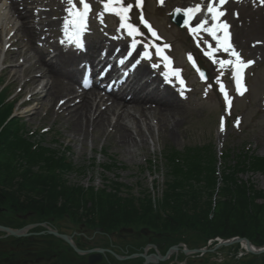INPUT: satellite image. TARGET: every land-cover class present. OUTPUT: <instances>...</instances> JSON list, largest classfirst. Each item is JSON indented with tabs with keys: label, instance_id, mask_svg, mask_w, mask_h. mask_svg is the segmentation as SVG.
<instances>
[{
	"label": "rangeland",
	"instance_id": "rangeland-1",
	"mask_svg": "<svg viewBox=\"0 0 264 264\" xmlns=\"http://www.w3.org/2000/svg\"><path fill=\"white\" fill-rule=\"evenodd\" d=\"M61 1H65L66 6H68L67 0L45 1L46 6H42V8L46 9V14H50L48 15L49 20H53L56 18L54 16L59 15L56 10L59 12L58 6H61ZM105 2L106 0H87V3L93 9L90 17L91 33L86 37L88 47L95 46V43L100 39L106 40L112 45L114 43L118 45L120 43L119 39H121L120 34H122L123 41L126 43L122 52L123 55L132 48V42L135 39V48L140 51V60L143 61V65H147L148 70L155 74H160L157 67H153L154 64H151L148 58L145 61L142 60V56L146 50H150L155 55L154 49L162 48L164 54L171 61L172 70H180L179 79L175 77L173 81L178 89V96L183 102L181 106L182 114L176 117L180 126L177 132L171 135L159 131L155 121L151 120L153 132L149 135L142 124L143 134L148 141L144 145L139 143L137 147L118 144L115 137L109 136L111 130L108 128L102 132H93L91 129H87V134L83 138L74 135L67 130L68 121L63 118L58 119L48 107L49 104L44 102L43 107L41 105L38 107V100H30L31 93L36 91L37 87L30 89L29 85H22L21 81L23 79L24 81L27 80V73L30 71L32 64L30 60L31 52L28 49L31 45L29 40L26 38L24 42L25 54L28 55V59L24 60L23 57H20L21 52H18L19 45L10 48L13 54L8 55V47L6 46L8 43L5 39L6 44L0 45V80L3 81V85L6 87L5 92L9 96V100L14 99L15 101L12 114L21 120L28 131L35 133L34 140L59 150V152L63 151L72 165L71 170L61 175L66 186L82 187L84 189L93 188L95 191L102 189L110 191L112 182L116 181L126 186L119 189V196L129 198L134 205H137L136 200L142 198L143 195H150L156 200L162 198L167 174L165 161L167 150L183 152L186 148L208 146L218 156L227 150L228 153L235 152L237 154V150L246 148L255 156L264 158V57L255 59L249 55L247 50H236L243 61H253L250 68L245 72L247 91L240 95L233 91L229 80L230 66L222 70L218 63H213V60L205 55V52L209 50L208 38L205 34L203 32L189 33L188 28L185 27L180 30L170 23L169 15L175 9H178L175 0H163L162 4L159 0H142V7L136 6L137 0H123L124 5H133L128 12V16L130 17L129 22L139 32L134 38L127 34L126 29L120 28L119 16L105 11ZM27 9H29V6H27ZM52 12H55V14H52ZM141 13L144 20L151 26L152 31L156 33V36H153L152 32L149 34V29L140 22ZM12 20L15 25L19 24L17 19L13 18ZM57 31V29H54L46 33L49 43L54 44L61 40L60 33ZM146 45H149V47L146 48ZM104 46H108L107 43ZM189 56L192 57L191 61ZM52 57L53 54L50 53L48 59L51 60ZM215 59L218 61L229 58ZM199 60L203 62L206 68L207 80L201 79V75L197 70ZM22 62H24L23 69L26 73L22 74V79L13 82L11 74L5 72V70L11 67L14 73H19L21 69L18 70L16 67ZM221 71H223V75H221ZM163 76L166 78L164 74ZM182 79L183 84L180 83ZM43 81L46 80H41V82ZM221 82L231 98L230 108L225 104L224 95L220 91ZM21 102L24 103L22 107L20 106ZM34 108L36 114L32 116L31 110ZM222 117L225 120L224 131H220ZM237 118H239L238 126L236 124ZM131 127L135 136L134 126L131 125ZM220 157L218 164L221 162ZM111 162L115 163L116 167L110 165V170L104 172L102 167ZM225 163H229V159L225 160ZM32 170L38 171L35 167H32ZM238 177L241 180L251 182L255 189H264V173L239 174ZM19 182L21 181L16 182L17 185ZM17 189L19 190L18 194L14 193L12 196L15 198L16 204L8 202V200L7 202L3 200V203L0 204V227L14 230L27 227H30V229L27 230L26 236L14 237L23 240L18 242L10 239L13 237L6 236L5 233L0 231V260L7 259L6 264H68L67 261H69V264H87L86 256L78 255L62 238L49 234L50 231L69 237L80 250H104L102 260L97 264H160L167 261L145 263V260L136 256L143 254L146 249V254H160L158 246L151 243L145 245L142 253L131 252L134 250L132 243L137 240L138 236L146 239L153 236L154 232L146 227L131 228L118 225L111 227H119L117 230L113 229L106 232L100 227L101 223L96 217L83 215L80 211H75L72 206L69 207L70 209L68 208L69 212L68 210L65 212L57 210L54 214H50L52 209L45 214L38 212L34 217L28 209L25 213H22L23 217L25 216L24 219H19L20 215H16L18 212H15L18 205L24 206L27 202L32 204L36 201L41 204L46 203L48 199L45 196L50 194H48V189L46 194L39 192V190ZM3 192L10 193L11 190L4 189ZM40 203H37L35 205L37 207L33 206V208H39ZM53 203L55 208L56 206H63L61 199H53ZM188 212L192 213L190 210ZM100 219L103 220V218ZM123 228L131 229L133 233H120ZM142 231H146L147 235H143ZM176 246L179 249L178 252L170 257L183 254L185 259L176 262L174 258L168 264H190L193 262L194 264H200L202 263L199 262L201 255L215 251L211 248L206 249L203 254H184L183 249L189 251L196 249H188L184 244ZM242 247L244 248L243 245ZM193 255H196V258ZM13 257L16 259H12ZM119 258L122 259L119 260ZM223 258L224 256L221 255L210 260L220 263Z\"/></svg>",
	"mask_w": 264,
	"mask_h": 264
},
{
	"label": "trees",
	"instance_id": "trees-1",
	"mask_svg": "<svg viewBox=\"0 0 264 264\" xmlns=\"http://www.w3.org/2000/svg\"><path fill=\"white\" fill-rule=\"evenodd\" d=\"M5 88L0 80V204L3 200L15 203L12 196L18 194L17 188L39 190L44 194L48 189L50 194L45 196L46 203L36 201L18 205L16 215L23 216L28 209L33 217L38 212L45 214L52 209L50 214L57 210L69 212L72 206L83 215L96 217L106 232L117 230L119 227H111L118 225L142 226L153 231L154 237H149L150 240L135 235L137 240L132 243V253H142L149 243L158 246L162 255L178 244H184L188 249H213L219 240L235 237L246 238L254 248L264 247V189H255L251 182L238 177L239 174L264 173L263 157L255 156L246 148L237 150V154L227 150L218 164L219 156L208 146L186 148L183 152L167 150L162 198L156 200L143 195L134 205L129 198L119 196V189L126 186L116 181L112 182L110 191L66 186L61 175L72 169L71 163L63 151L34 140L35 133L28 131L21 120L13 116L14 103L9 100ZM228 159L229 163H225ZM110 165L116 167L111 162L102 170L109 171ZM32 167L38 171H33ZM17 181L21 182L17 185ZM2 189L11 190V194ZM53 199H61L63 206L55 208ZM37 203L41 205L38 210L33 208ZM221 255L224 258L220 263L210 260ZM174 258L178 262L185 256H172L160 264H168ZM199 262L264 264V253H247L242 245L233 244L201 255Z\"/></svg>",
	"mask_w": 264,
	"mask_h": 264
},
{
	"label": "bare ground",
	"instance_id": "bare-ground-1",
	"mask_svg": "<svg viewBox=\"0 0 264 264\" xmlns=\"http://www.w3.org/2000/svg\"><path fill=\"white\" fill-rule=\"evenodd\" d=\"M45 1L0 0V45L6 44L5 39L7 40V52L10 56L13 54L10 48L19 45L20 57L26 60L28 59L24 46L26 38L31 44L28 47L32 62L31 69L27 73L28 82L24 79L21 81L23 86L29 85L30 89L37 87L36 91L31 93L30 100H38V107L40 105L43 107L44 102L49 104L48 107L58 119L63 118L68 121L67 130L82 138L86 136L87 129L102 132L108 128L111 130L109 136L115 137L118 144L137 147L139 143L144 145L148 141L143 134L142 124L149 135L153 132L151 120L155 121L159 131L163 133L173 135L177 132L180 123L176 117L182 114L183 102L178 96L176 85L172 83L173 77L166 78L171 84L167 85L163 78L148 70L146 65H136L139 50L135 48L133 58L126 62L125 68H116L114 63L101 78L109 79V72L113 73L115 68V74L124 72L125 75L114 77L116 84L120 81L115 90L107 91L96 82L85 87L81 75L84 66L89 64L94 67L93 74H95L101 63L111 62V59L125 48L123 35L120 34L118 45L100 39L95 46L86 47L80 53L58 42L49 43L46 33L54 29L60 30L68 15L65 12L66 3L61 1V6H58L59 12L56 10L59 15L49 20L50 14H46V9L42 8L46 6ZM175 1L176 6L183 10L195 7L191 5V1L202 0ZM218 7L224 12L221 21H225L229 26L227 31L229 30L231 34L232 47L239 51L247 50L255 59L263 58L264 4L261 0H228ZM206 11L196 13L186 24V28L196 27L205 20H207L206 27H211L214 21ZM13 18L19 21L18 25L13 23ZM204 33L208 37L209 44L216 48V40L207 32ZM105 43L108 46L105 47ZM50 53L53 54L51 60L48 59ZM222 55H226L222 49L215 52V56ZM23 64L24 62L16 67L18 70L21 69L19 73H14L11 67L5 70L11 74L13 82L22 79V74L26 73ZM159 66L168 70L162 63H159ZM121 77L122 80H119ZM41 80L46 81L41 82ZM35 110V108L31 110L32 116H35ZM131 125L134 126L135 136ZM74 246L79 249L76 244Z\"/></svg>",
	"mask_w": 264,
	"mask_h": 264
},
{
	"label": "snow or ice",
	"instance_id": "snow-or-ice-1",
	"mask_svg": "<svg viewBox=\"0 0 264 264\" xmlns=\"http://www.w3.org/2000/svg\"><path fill=\"white\" fill-rule=\"evenodd\" d=\"M159 2L162 4L163 0H159ZM68 8L66 11L68 12L69 19L65 20V32L67 33V26L71 24L75 31L72 34L71 38L75 39L76 46L82 47V43L79 39L80 33L86 29V16L87 13L90 11V5L86 2V0H79L80 5L82 6L81 9H77L76 4L74 0H67ZM225 3V0H219V4L222 5ZM261 3L264 4V0H261ZM137 7H142V0H137ZM133 7V5H124L123 0H106L104 3V9L105 11H109L114 13L115 15L119 16L120 18V28L126 29L127 34L130 37H135L139 34L138 29L130 23V17L128 16V12ZM177 13H180L183 11L184 15L188 17L186 19L185 23L188 24L189 20L195 16L196 13L201 11V5L197 4L195 7L187 8V9H175ZM207 13L211 15L212 20L218 21L219 17L224 15L223 11L219 10V7L215 4L214 0H209V3L207 5ZM102 16V14H101ZM140 22L145 25L149 29L150 32H152L153 36H156V33L152 31L151 26L148 24L146 20L143 18V14L141 13L140 16ZM207 20L201 21L196 27H189V30L197 34L200 31L207 32L214 40H216V48H213L211 45H209V50L205 52V55H207L210 59L213 60V63H218L220 69H226L229 66L233 69L232 71V77L236 84V91L238 94L243 95L245 91H247V88L243 84V71L245 68H247L249 65L253 63V61L249 60L247 62L243 61L240 57V54L236 52V50L232 47L230 43V34L228 33V25L226 23H213L211 27H206ZM223 32L224 37L221 39L217 33ZM70 38V39H71ZM159 39V37H157ZM63 43V41H62ZM136 45L135 39H133L132 42V48L134 49ZM149 47V45H146V48ZM167 47V45H165ZM223 50L225 53L229 54V59H221L216 60L215 59V52L218 50ZM163 50L161 48L156 49V55L160 56L165 61V67L168 68L173 75H175L179 79V69L172 70L170 68L171 61L167 56H163L162 54ZM144 58H150V55L147 51L143 54ZM189 60H192V57L189 56ZM123 63V61H121ZM153 67H158V65H153ZM221 75H223V71H221ZM203 74L201 73V79H203ZM219 81V77H218ZM180 83L183 84V80H180ZM220 91L224 95L225 104L228 106V108L231 107V98L228 95V92L224 86V84L220 83ZM183 94V93H181ZM63 103V102H61ZM237 126L239 125V118H237L236 121ZM220 131H224V120L223 117L221 118V124H220Z\"/></svg>",
	"mask_w": 264,
	"mask_h": 264
},
{
	"label": "water",
	"instance_id": "water-1",
	"mask_svg": "<svg viewBox=\"0 0 264 264\" xmlns=\"http://www.w3.org/2000/svg\"><path fill=\"white\" fill-rule=\"evenodd\" d=\"M170 20L173 24H175L178 28H183L184 24H183V17L181 15V13H177L176 11H174L171 15H170ZM202 74L205 76L204 72H202ZM25 217V216H24ZM23 216H19V218L24 219ZM26 220V218H25ZM30 227H27L25 229H21V230H14V229H10V228H5V227H0V231L5 233L6 236L9 237H15V238H21L27 235V230H29ZM120 233H124V234H132L133 230L131 229H121ZM143 235H147L146 231H142L141 232ZM49 234L62 238L64 240L65 243H67L69 245L70 248H72L78 255H82V256H86L87 259V264H97L102 260V254L104 253V250H90V251H83L80 249H77L74 246L73 241L67 237V236H62L59 235L57 232H53L50 231ZM241 244L244 246V249L247 253H251V254H263L264 253V247L257 249L254 248L251 243L246 239V238H232L230 240H226V241H221L219 240L217 245H215L213 247V249H218L221 246H229V245H233V244ZM155 249V248H154ZM178 247L174 246L172 248H170L166 254L164 256H161L159 253H154V254H146L147 253V249L144 251L143 254L140 255H136L140 258H142L143 260H145V263H159V262H163L166 261L170 258L171 255H173L175 252H178ZM212 251V250H211ZM182 252L184 254H191V253H205L206 249H196V250H192L189 251L187 249H183ZM122 258H119V260ZM7 259H2L0 260V264H6Z\"/></svg>",
	"mask_w": 264,
	"mask_h": 264
},
{
	"label": "flooded vegetation",
	"instance_id": "flooded-vegetation-1",
	"mask_svg": "<svg viewBox=\"0 0 264 264\" xmlns=\"http://www.w3.org/2000/svg\"><path fill=\"white\" fill-rule=\"evenodd\" d=\"M14 255H15V253H14ZM14 255H13V256H14ZM15 256H16V255H15ZM12 259H16V258H15V257H13ZM11 262L13 263L14 261H11Z\"/></svg>",
	"mask_w": 264,
	"mask_h": 264
}]
</instances>
